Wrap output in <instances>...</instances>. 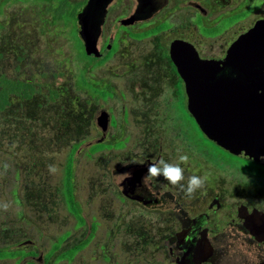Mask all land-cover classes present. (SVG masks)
Instances as JSON below:
<instances>
[{
    "label": "flooded vegetation",
    "instance_id": "obj_1",
    "mask_svg": "<svg viewBox=\"0 0 264 264\" xmlns=\"http://www.w3.org/2000/svg\"><path fill=\"white\" fill-rule=\"evenodd\" d=\"M88 1H81L77 20ZM40 2L45 3L42 10ZM150 3L113 0L109 4L98 40L100 56L88 55L81 40L88 56L82 57L88 76L84 79L90 89L79 88L100 106L95 123L102 111L109 113L111 123L102 142L88 143V153L114 151L113 203L115 208L128 209L116 216L109 233L113 247L102 244L90 254V263L264 264V165L227 151L202 131L189 109V94L198 88L188 86V81L212 77L218 68L219 77L229 75L227 61L247 57L260 61L257 75L264 78V0ZM70 7V0H0V49L10 42L7 35L23 39L19 35L23 12L29 13L25 29L29 20V32H49L61 22L69 28ZM252 15L253 20H248ZM108 64L110 76L104 75ZM31 82L34 98L41 85L38 77ZM55 93L56 89H49L50 100ZM126 124L134 125L133 131L127 133ZM99 132L96 140L103 137L100 128ZM202 138L221 151L211 150ZM96 145L99 148L93 151ZM73 150L75 157L83 142L74 144L70 154ZM185 154L189 160L180 164L185 176L181 183L199 176L197 166H207L204 187L191 198L163 177L145 176L149 163L160 158L178 163L179 155ZM81 216L86 223L82 209ZM92 223L85 237L78 239L89 241L74 251L78 242L61 247L70 234L58 247L45 251L38 249L37 237L13 247L0 241V264H70L97 236L99 223L95 228Z\"/></svg>",
    "mask_w": 264,
    "mask_h": 264
},
{
    "label": "rangeland",
    "instance_id": "obj_2",
    "mask_svg": "<svg viewBox=\"0 0 264 264\" xmlns=\"http://www.w3.org/2000/svg\"><path fill=\"white\" fill-rule=\"evenodd\" d=\"M81 1L70 0L69 10L72 6L76 10L75 16L68 19L69 28L61 22L49 32L30 29L29 32V20L25 29L29 13L23 12V27L19 32L23 39L18 41L7 35L10 42L0 49V73L30 81L38 77L41 85V90L31 101H15L0 114V171H3L4 163L10 166L6 175L0 176V201L11 203L7 212L0 211V241L13 247L18 241L37 237L38 249L45 251L51 246L56 248L70 234L66 244L61 246L64 248L85 237L90 224L94 222L95 228V222H98L97 236L70 264H91L90 254L97 253L102 244L113 247L109 239L113 223L116 216L128 210L115 208L117 204L113 203L115 189L111 170L117 158L114 151L104 149L88 153V143L101 136L95 123L100 106L79 88L82 85L90 89L79 57L82 42L76 15ZM25 7H30L29 3L23 5L24 10ZM44 7L45 3L40 2L39 8ZM254 17L252 15L248 20ZM20 61L22 65H19ZM110 70V64L106 65L104 75L110 76ZM50 88L57 92L53 100H50ZM98 95H102L101 91ZM181 113L189 118L185 110ZM132 126L126 124L127 133L133 131ZM113 133L115 129L111 130L110 136ZM202 139L203 144L214 152L221 151ZM78 142H83V150L74 157V193L86 223L75 216L76 210L69 203L64 181L71 148ZM48 165H55L57 172L50 174ZM206 169V165L197 166L198 175L206 176ZM57 264L65 263L60 261Z\"/></svg>",
    "mask_w": 264,
    "mask_h": 264
},
{
    "label": "water",
    "instance_id": "obj_3",
    "mask_svg": "<svg viewBox=\"0 0 264 264\" xmlns=\"http://www.w3.org/2000/svg\"><path fill=\"white\" fill-rule=\"evenodd\" d=\"M112 1L89 0L78 16V33L90 56H100L98 40ZM163 2L151 0L150 4L159 6ZM241 59L227 61L229 75L219 77L218 68L212 77L205 76L195 82L187 80L190 89L198 88L196 93L189 94V109L202 131L217 145L264 165V78L257 75L259 60ZM110 124L109 113L102 111L97 125L103 137L91 144L103 141Z\"/></svg>",
    "mask_w": 264,
    "mask_h": 264
},
{
    "label": "trees",
    "instance_id": "obj_4",
    "mask_svg": "<svg viewBox=\"0 0 264 264\" xmlns=\"http://www.w3.org/2000/svg\"><path fill=\"white\" fill-rule=\"evenodd\" d=\"M75 8H71V15L74 14ZM75 16V15H73ZM82 49L81 52H79V57L82 60V57H88L84 51V46L81 43ZM86 80V79H85ZM81 86V85H79ZM35 85L30 80L21 79L18 77H9L5 75H0V110H4L7 107H9L12 103L15 101H21V103H28L32 100L34 94H35ZM56 95V93H55ZM76 148V147H75ZM99 146H94L93 151L98 149ZM74 151L70 154L68 157L66 167H65V173H64V181L66 185V194L69 200V203L71 206L76 210L75 216L82 218L81 216V207L76 199L75 196V189H74ZM92 235L90 236V238ZM89 241V239L86 240V242H83L79 246H76L74 250L81 248L86 245V243ZM58 247V246H57Z\"/></svg>",
    "mask_w": 264,
    "mask_h": 264
},
{
    "label": "clouds",
    "instance_id": "obj_5",
    "mask_svg": "<svg viewBox=\"0 0 264 264\" xmlns=\"http://www.w3.org/2000/svg\"><path fill=\"white\" fill-rule=\"evenodd\" d=\"M178 160V163H169L163 158H160L158 161L149 163L147 165V172L145 176L150 178L163 177L164 180L168 181L173 186H177L180 191L184 192L187 197L191 198L198 189L204 187L207 176L200 177L197 175H191L187 178L186 185L181 183L185 180V176L184 169L180 166V164L188 163L189 158L186 154L179 155ZM9 167L10 166L7 163H4L2 165L3 171H0V176L6 175ZM48 171L50 174H55L57 172V168L55 165H48ZM10 207V202L0 201V211L7 212Z\"/></svg>",
    "mask_w": 264,
    "mask_h": 264
}]
</instances>
